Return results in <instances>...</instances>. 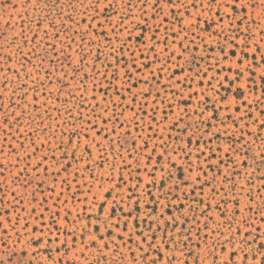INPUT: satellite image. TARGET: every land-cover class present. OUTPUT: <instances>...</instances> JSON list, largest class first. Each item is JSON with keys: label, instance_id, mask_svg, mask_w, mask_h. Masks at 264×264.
Masks as SVG:
<instances>
[{"label": "rangeland", "instance_id": "rangeland-1", "mask_svg": "<svg viewBox=\"0 0 264 264\" xmlns=\"http://www.w3.org/2000/svg\"><path fill=\"white\" fill-rule=\"evenodd\" d=\"M0 264H264V0H0Z\"/></svg>", "mask_w": 264, "mask_h": 264}]
</instances>
